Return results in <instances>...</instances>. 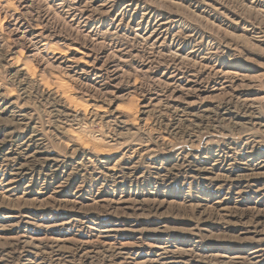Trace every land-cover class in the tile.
Listing matches in <instances>:
<instances>
[{
    "label": "rangeland",
    "instance_id": "1",
    "mask_svg": "<svg viewBox=\"0 0 264 264\" xmlns=\"http://www.w3.org/2000/svg\"><path fill=\"white\" fill-rule=\"evenodd\" d=\"M0 264H264V0H0Z\"/></svg>",
    "mask_w": 264,
    "mask_h": 264
},
{
    "label": "bare ground",
    "instance_id": "2",
    "mask_svg": "<svg viewBox=\"0 0 264 264\" xmlns=\"http://www.w3.org/2000/svg\"><path fill=\"white\" fill-rule=\"evenodd\" d=\"M51 92V91H50Z\"/></svg>",
    "mask_w": 264,
    "mask_h": 264
}]
</instances>
